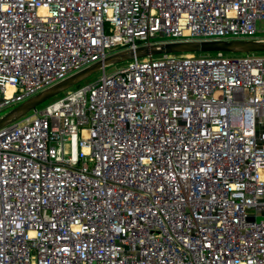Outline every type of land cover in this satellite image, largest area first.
Returning a JSON list of instances; mask_svg holds the SVG:
<instances>
[{"label":"built area","instance_id":"obj_1","mask_svg":"<svg viewBox=\"0 0 264 264\" xmlns=\"http://www.w3.org/2000/svg\"><path fill=\"white\" fill-rule=\"evenodd\" d=\"M249 39L264 0H0V111ZM101 69L0 128V264H264V55Z\"/></svg>","mask_w":264,"mask_h":264},{"label":"water","instance_id":"obj_2","mask_svg":"<svg viewBox=\"0 0 264 264\" xmlns=\"http://www.w3.org/2000/svg\"><path fill=\"white\" fill-rule=\"evenodd\" d=\"M253 53L264 52V41L260 40H220V41H180L141 46L135 50L112 54L103 61L94 63L67 78L44 89L30 99L14 106L4 115L0 116V128L12 121L19 119L30 111L35 110L40 104L54 98L69 88L77 85L95 71L109 64L131 60L135 57H151L167 53ZM259 218H257L258 220Z\"/></svg>","mask_w":264,"mask_h":264},{"label":"rangeland","instance_id":"obj_3","mask_svg":"<svg viewBox=\"0 0 264 264\" xmlns=\"http://www.w3.org/2000/svg\"><path fill=\"white\" fill-rule=\"evenodd\" d=\"M210 54H213L214 52H209ZM254 54L256 55H264V52H253ZM245 53H229V54H226L225 55H228V56H231V57H237V56H240V55H244ZM129 61V60H128ZM128 61H123V62H119V63H114V64H109V65H106L105 66V72L106 73H109V72H112L122 66H125L127 64ZM102 73V69H99L97 71H95L94 73H92L91 75H89L87 78H85L83 81L80 82V84L78 83V85H83V84H86V83H89L91 81H94L95 79H97ZM76 87L73 86L72 88ZM48 101L40 104L37 108L38 109H42L44 108V106L47 104ZM18 105V104H17ZM16 106V105H14ZM14 106L12 107H9V108H6L2 111H0V116L4 115L7 111H9L11 108H13ZM31 113L28 112V114Z\"/></svg>","mask_w":264,"mask_h":264},{"label":"trees","instance_id":"obj_4","mask_svg":"<svg viewBox=\"0 0 264 264\" xmlns=\"http://www.w3.org/2000/svg\"><path fill=\"white\" fill-rule=\"evenodd\" d=\"M80 84V83H79ZM78 85V84H77Z\"/></svg>","mask_w":264,"mask_h":264}]
</instances>
